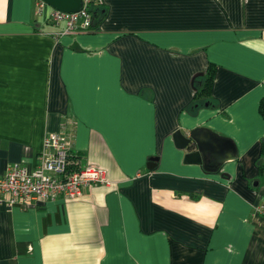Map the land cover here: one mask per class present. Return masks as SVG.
<instances>
[{"label": "crops", "instance_id": "crops-1", "mask_svg": "<svg viewBox=\"0 0 264 264\" xmlns=\"http://www.w3.org/2000/svg\"><path fill=\"white\" fill-rule=\"evenodd\" d=\"M36 1L0 0V176L62 132L108 183L0 199V264H264V0H102L97 31L59 36ZM196 127L233 142L218 171L174 145Z\"/></svg>", "mask_w": 264, "mask_h": 264}, {"label": "built area", "instance_id": "built-area-1", "mask_svg": "<svg viewBox=\"0 0 264 264\" xmlns=\"http://www.w3.org/2000/svg\"><path fill=\"white\" fill-rule=\"evenodd\" d=\"M93 1L81 0L75 12H63L49 7L44 1L37 0L35 14L46 15L47 20L56 28L55 36L86 32L92 23L89 5ZM71 153V139L62 132L49 133L44 138V149L32 169L15 163L0 176V199L14 204L28 200L44 201L63 197L74 199L82 194L84 186L108 183L106 172L97 165L87 164L78 170H67V159ZM264 218V205L258 207Z\"/></svg>", "mask_w": 264, "mask_h": 264}, {"label": "water", "instance_id": "water-1", "mask_svg": "<svg viewBox=\"0 0 264 264\" xmlns=\"http://www.w3.org/2000/svg\"><path fill=\"white\" fill-rule=\"evenodd\" d=\"M42 1L49 7L63 12L78 11L81 6V0ZM172 138L178 149L185 150V163H198L204 169L211 171H218L219 167L228 159L233 158L236 152L233 142L204 127H196L188 133H183L180 129H177L172 134ZM157 162V156L150 157L146 165L147 169L153 170Z\"/></svg>", "mask_w": 264, "mask_h": 264}, {"label": "trees", "instance_id": "trees-1", "mask_svg": "<svg viewBox=\"0 0 264 264\" xmlns=\"http://www.w3.org/2000/svg\"><path fill=\"white\" fill-rule=\"evenodd\" d=\"M89 12L91 13V17H92V23L89 30L97 31L99 23L105 16V10L102 6V2L100 3L98 1H93L89 5ZM215 69H216V65L212 62H209L204 73L194 76L193 82H194L195 92L192 101L194 106L196 105L197 107H200L206 104L208 105L213 104L211 100V88L215 76ZM258 111L261 117L264 118V97H262L261 100L259 101ZM78 160H79L78 155L73 154L72 152L68 155L67 170L69 172L78 170L80 168ZM263 160H264V145H262L260 157L258 160L259 175L263 171L262 169Z\"/></svg>", "mask_w": 264, "mask_h": 264}]
</instances>
